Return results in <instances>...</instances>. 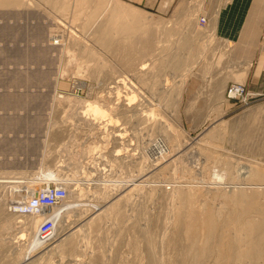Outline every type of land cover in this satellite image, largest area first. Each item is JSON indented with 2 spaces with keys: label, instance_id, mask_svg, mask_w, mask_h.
I'll return each mask as SVG.
<instances>
[{
  "label": "rangeland",
  "instance_id": "1",
  "mask_svg": "<svg viewBox=\"0 0 264 264\" xmlns=\"http://www.w3.org/2000/svg\"><path fill=\"white\" fill-rule=\"evenodd\" d=\"M60 15L0 17V180L19 181L0 183V264H220L248 225L264 234V102L184 106L186 77L226 73L215 39L117 0ZM50 186L68 198L43 241L45 216L15 209Z\"/></svg>",
  "mask_w": 264,
  "mask_h": 264
},
{
  "label": "crops",
  "instance_id": "2",
  "mask_svg": "<svg viewBox=\"0 0 264 264\" xmlns=\"http://www.w3.org/2000/svg\"><path fill=\"white\" fill-rule=\"evenodd\" d=\"M65 1L0 0L7 2L0 5V17L24 18V26L32 31L40 18L61 17ZM117 1L161 20L159 23L168 27L169 33H181L182 21H191L206 30L207 39H215L219 51L227 55L226 73L210 71L185 78L183 98L188 112H216L215 107L225 103V91L230 83H236V78L247 85L257 107L264 102V0ZM201 18L206 24H200Z\"/></svg>",
  "mask_w": 264,
  "mask_h": 264
},
{
  "label": "built area",
  "instance_id": "3",
  "mask_svg": "<svg viewBox=\"0 0 264 264\" xmlns=\"http://www.w3.org/2000/svg\"><path fill=\"white\" fill-rule=\"evenodd\" d=\"M200 24H206V19L201 18ZM226 97L228 100H238L244 104H248L252 98L247 92L245 85L232 83L226 89ZM68 198V190L64 186L47 187L46 189L31 196L24 203L16 207V211L23 216L38 217L44 215L38 226V237L46 241L57 229V223L51 218L50 212L56 206L62 204Z\"/></svg>",
  "mask_w": 264,
  "mask_h": 264
},
{
  "label": "bare ground",
  "instance_id": "4",
  "mask_svg": "<svg viewBox=\"0 0 264 264\" xmlns=\"http://www.w3.org/2000/svg\"><path fill=\"white\" fill-rule=\"evenodd\" d=\"M156 145V149L158 150V149H160V147H159V144H155ZM153 149V148H152ZM161 150V149H160ZM159 150V151H160ZM46 176H49L48 174L46 175ZM48 178V177H47ZM45 179V178H44ZM214 180H212L211 182H212V184L214 183V184H223L224 183V176H223V174H216L215 176H214V178H213ZM43 181V180H42ZM9 183V184H18L19 183V181H16V180H6V179H2V180H0V183ZM48 185V184H47ZM32 190V189H31ZM33 192V191H32ZM29 193V192H28ZM33 193H35V192H33ZM38 193V192H37ZM37 193H35V194H37ZM35 194H33V195H35ZM32 195V196H33ZM19 200V199H18ZM22 200H25V198L24 199H22ZM20 201V200H19ZM18 201V202H19ZM16 202V201H15ZM20 204V203H19ZM59 206V205H58ZM258 227H260V226H258ZM248 228H249V230H254V231H256V232H259V230H257V227L256 228H252V226H249L248 225ZM209 229H211V228H209ZM209 229H207V230H209ZM197 230V229H196ZM248 230V229H247ZM253 230L251 231V233L249 234L248 233V231H247V233L248 234H244V235H240V236H238V237H236V238H234V239H228V241L227 242H225L224 243V246L222 247V248H224L222 251H217L218 253H219V255L221 256V254H222V259L218 256V253H216L217 255H216V257L217 258H215V259H218V258H220L221 260H222V262L220 263V264H233L234 262H235V260L236 261H238L239 263H241L242 261H244V260H250V262H254V260L255 259H257L258 257H260L261 256V254H262V252L260 251V250H262L261 249V247L263 246V244H264V234H262V235H259V234H252V232H253ZM263 230V229H262ZM195 231V230H194ZM211 231V230H210ZM197 232V231H196ZM209 232V231H208ZM250 232V231H249ZM195 233V232H194ZM210 233V232H209ZM208 233V234H209ZM242 233H243V231H242ZM196 234V233H195ZM195 234H193V232H192V235H193V237H196V236H194ZM207 234V233H206ZM207 234V235H208ZM210 235H211V233H210ZM227 235V234H226ZM225 235V236H226ZM228 236V235H227ZM233 236V235H232ZM236 236V235H235ZM210 237V236H209ZM242 237H244V238H242ZM256 237H258V240L257 241H255V242H253L252 243V239L251 238H256ZM231 238V237H230ZM248 239L247 241H251V242H248V244H249V247H242V246H245V245H243V244H241V240L242 239ZM212 239V238H211ZM208 240V239H207ZM243 243V242H242ZM246 243V242H245ZM250 243H252V244H250ZM220 244H221V242H220ZM220 244H219V242H218V244L216 245V246H220ZM216 246H215V248H216ZM218 248H220V247H217V249ZM264 248V247H263ZM260 249V250H259ZM221 252V253H220ZM216 261H218V260H216ZM220 262V261H219ZM233 262V263H232ZM236 263V262H235ZM245 263H247V262H245ZM217 264H219V263H217ZM237 264V263H236Z\"/></svg>",
  "mask_w": 264,
  "mask_h": 264
}]
</instances>
